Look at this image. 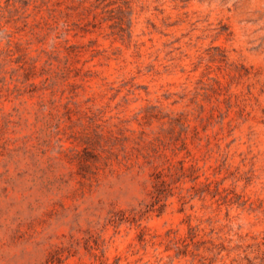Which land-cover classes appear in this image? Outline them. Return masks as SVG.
I'll list each match as a JSON object with an SVG mask.
<instances>
[{
  "label": "rangeland",
  "instance_id": "obj_1",
  "mask_svg": "<svg viewBox=\"0 0 264 264\" xmlns=\"http://www.w3.org/2000/svg\"><path fill=\"white\" fill-rule=\"evenodd\" d=\"M0 264H264V0H0Z\"/></svg>",
  "mask_w": 264,
  "mask_h": 264
}]
</instances>
